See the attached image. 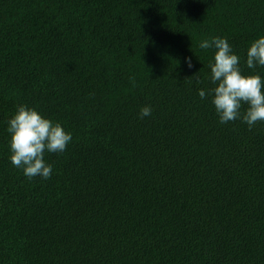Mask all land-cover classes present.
Listing matches in <instances>:
<instances>
[{
	"label": "trees",
	"instance_id": "obj_1",
	"mask_svg": "<svg viewBox=\"0 0 264 264\" xmlns=\"http://www.w3.org/2000/svg\"><path fill=\"white\" fill-rule=\"evenodd\" d=\"M260 36L264 0H0V264H264V122L220 123L199 46L264 77ZM19 105L72 135L49 179L11 163Z\"/></svg>",
	"mask_w": 264,
	"mask_h": 264
},
{
	"label": "clouds",
	"instance_id": "obj_2",
	"mask_svg": "<svg viewBox=\"0 0 264 264\" xmlns=\"http://www.w3.org/2000/svg\"><path fill=\"white\" fill-rule=\"evenodd\" d=\"M199 46L215 49L214 62L210 63V81L215 87L207 95L212 97L220 123L240 119L251 129L258 122H264V77L259 73H242L241 58L233 52L226 38L212 37L201 41ZM186 60L191 68V58ZM245 63L249 69L264 67V36L250 44ZM199 96L205 98V90H199ZM244 105L247 108L242 112ZM151 112L150 106L141 108L140 118L150 116ZM7 131L10 134L11 163L22 169L29 179L37 176L49 179L53 170L44 160L45 152L62 153L72 140L71 133L65 131L60 123H54L26 105L18 106L8 122Z\"/></svg>",
	"mask_w": 264,
	"mask_h": 264
}]
</instances>
